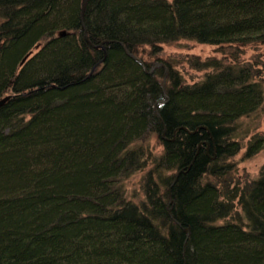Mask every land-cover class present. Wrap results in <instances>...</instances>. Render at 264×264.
Returning <instances> with one entry per match:
<instances>
[{"label":"trees","instance_id":"obj_1","mask_svg":"<svg viewBox=\"0 0 264 264\" xmlns=\"http://www.w3.org/2000/svg\"><path fill=\"white\" fill-rule=\"evenodd\" d=\"M81 6L0 0V264H264V164L234 184L225 162L242 147L236 121L263 102L256 68L233 49L264 42V0ZM182 38L232 60L191 55L202 79L168 64L163 83L164 68L147 71L166 63L140 55ZM147 161L135 202L123 181Z\"/></svg>","mask_w":264,"mask_h":264},{"label":"rangeland","instance_id":"obj_2","mask_svg":"<svg viewBox=\"0 0 264 264\" xmlns=\"http://www.w3.org/2000/svg\"><path fill=\"white\" fill-rule=\"evenodd\" d=\"M233 51L237 52L239 62L249 61L254 65L259 75L258 78L263 84V102L258 107L259 109L249 115L241 116L236 121L239 125V131H237V135L234 138L237 139L242 147L225 161L231 164V169L226 172V178L229 181L232 180L231 183L242 184L245 181L256 178L259 175L261 166L264 164V42L239 46L238 49H233ZM147 53L140 56L144 60L149 61L150 64L155 60L164 61L168 67L167 76L170 73V65L171 73L179 76L184 82L198 81L202 79L206 72V69L194 67L189 63V56L191 55H196L200 60L212 56L219 58L222 62H230L232 60L230 54L226 52V48L221 45L218 46L185 38L172 43H161L159 52L153 56H149ZM255 137L263 138L261 139V147L253 154L246 156L245 149L250 140ZM144 143L153 157L158 156L162 152L163 144L156 135L149 133ZM147 162L142 169H137L123 181L127 198L135 202H139L144 197L143 179L151 165L149 161Z\"/></svg>","mask_w":264,"mask_h":264},{"label":"water","instance_id":"obj_3","mask_svg":"<svg viewBox=\"0 0 264 264\" xmlns=\"http://www.w3.org/2000/svg\"><path fill=\"white\" fill-rule=\"evenodd\" d=\"M85 5H86V0H82V6H81V15H82V16H83V12H84V9H85ZM83 26H84V24H83ZM84 32L86 33V29H85V27H84ZM99 45H101V43H99V44H95V46H99ZM126 52H127V53H128L133 59H135V60H137V61H139V62H142L141 59H140L137 55L131 53V52L128 51V50H126ZM28 55H29V52H28L27 54H25V56H23L22 60L20 61L21 64L24 62V60L26 59V57H27ZM156 65H162V66L165 67V64H164L163 62H161V61H155V62L152 64V68L155 67ZM167 73H168V69L165 67V71H164V75H163L164 78L166 77ZM8 97H9V94L4 95V96H2V97L0 98V106L6 101V99H7ZM182 128H184V129H185L187 132H189V133H193V132H195V131L198 129V126L195 127V128H193V129H189V128L186 127V126H182ZM198 144H199V143H198ZM213 149L215 150V146H214ZM181 170H182V168H180L179 170H177V172L175 173V176H174L173 182L175 181V179H176L178 173H179ZM169 198H170V201H171V200H172L171 197H169ZM185 230H186V233L188 234V232H189L188 227H186Z\"/></svg>","mask_w":264,"mask_h":264},{"label":"bare ground","instance_id":"obj_4","mask_svg":"<svg viewBox=\"0 0 264 264\" xmlns=\"http://www.w3.org/2000/svg\"><path fill=\"white\" fill-rule=\"evenodd\" d=\"M127 53V52H126ZM128 54V53H127ZM129 55V54H128ZM135 60V59H134ZM135 61H137V60H135ZM142 61V60H141ZM138 63H140L141 65H143V62H139V61H137ZM21 64V63H20ZM156 67H162V68H164V71H165V67H166V65H165V67L164 66H162V65H156L155 67H153L152 68V65H151V67H150V69L147 71L148 73H152L153 72V70L156 68ZM163 75H164V73H163ZM166 77H167V75H166ZM166 77L164 78V76H163V83H165V80H166ZM171 194V193H170ZM171 203V202H170Z\"/></svg>","mask_w":264,"mask_h":264}]
</instances>
